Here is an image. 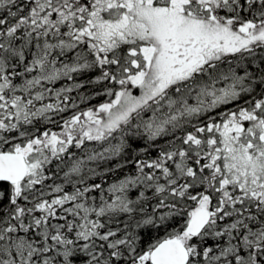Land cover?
Instances as JSON below:
<instances>
[{
  "label": "snow or ice",
  "instance_id": "snow-or-ice-1",
  "mask_svg": "<svg viewBox=\"0 0 264 264\" xmlns=\"http://www.w3.org/2000/svg\"><path fill=\"white\" fill-rule=\"evenodd\" d=\"M0 264H264V0H0Z\"/></svg>",
  "mask_w": 264,
  "mask_h": 264
}]
</instances>
